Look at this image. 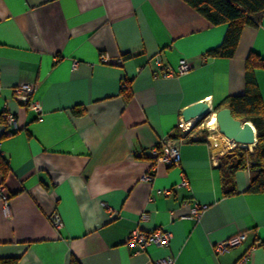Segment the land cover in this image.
Here are the masks:
<instances>
[{
    "label": "crops",
    "instance_id": "1",
    "mask_svg": "<svg viewBox=\"0 0 264 264\" xmlns=\"http://www.w3.org/2000/svg\"><path fill=\"white\" fill-rule=\"evenodd\" d=\"M257 21L232 58H215L207 52L227 25H211L182 0H0V114H15L20 127L7 136L0 123L9 197L7 209L0 201V264H155L165 256L264 264V193L247 191L250 170L236 172V194L225 196L221 144L193 130L171 138L185 108L206 102L212 110L245 93L248 55L264 59V12ZM156 59L175 72L181 60L192 68L164 78ZM254 77L264 105V68ZM22 83L34 86L39 116L14 101ZM170 142L180 164L155 163L153 149ZM196 203L207 205L199 220L189 218ZM138 229L168 232L169 246L128 247ZM242 234L243 243L214 254Z\"/></svg>",
    "mask_w": 264,
    "mask_h": 264
},
{
    "label": "trees",
    "instance_id": "2",
    "mask_svg": "<svg viewBox=\"0 0 264 264\" xmlns=\"http://www.w3.org/2000/svg\"><path fill=\"white\" fill-rule=\"evenodd\" d=\"M182 1L211 25H227L222 44L207 52L209 57L215 58H232L236 53L244 28L256 27L257 16L264 12V0ZM259 67L264 68V59L255 53H250L245 62V93L241 96L228 97L220 107L214 109L216 112L222 108H229L235 119L243 123L251 122L256 130L257 142L252 151L241 147L234 148L221 160L219 169L225 196L236 194L235 174L239 170H250L252 173L248 192L264 193V105L254 77V71ZM126 85L128 88V84ZM127 88L123 90L127 91ZM171 138H180L178 128ZM7 170V163L0 156V174L3 176ZM13 263L12 260L3 261V264Z\"/></svg>",
    "mask_w": 264,
    "mask_h": 264
},
{
    "label": "built area",
    "instance_id": "3",
    "mask_svg": "<svg viewBox=\"0 0 264 264\" xmlns=\"http://www.w3.org/2000/svg\"><path fill=\"white\" fill-rule=\"evenodd\" d=\"M102 61L105 63L108 62L106 57L102 58ZM155 62L156 65L162 69L161 75L164 78L171 77L173 75L185 74L192 68L191 65L185 60L180 61L177 72H175L169 65H164L159 59H156ZM116 64H121V61H117ZM76 65L77 63H74L73 67L75 68ZM125 88H127V85L123 84L122 89ZM33 92H34V86L32 84L22 83L13 88L12 91L13 99L17 103L25 106L28 110L37 113V115L39 116L42 111L39 103L32 100ZM0 123H2L5 126L6 129L5 135L7 136L17 133L20 129L16 115L10 112H3L0 114ZM184 123L185 122L181 118L178 124V129L180 132V138L178 139L180 142L182 141L183 137H185V135L191 132V129L189 130L185 129ZM222 139L225 140V137L222 136L221 140ZM219 143L221 144L222 149H224L226 152L231 151L236 146V145H234L233 147H229L228 145L225 146L222 145L221 141H219L218 139L213 140L214 146H217ZM152 155L155 160V163L164 164L167 167L177 166L181 162V156L179 150L175 145V143H171V142L160 143L158 147L153 149ZM153 171L154 168H152L149 174L144 177L145 181L152 180ZM180 186L188 187L189 183L186 179H183L182 182L180 183ZM170 192L171 191L169 189L162 191L164 195H169ZM8 198L9 197L5 192L4 184L0 182V201L3 203V207L5 209H7L8 207ZM206 210H207V205H201L196 203L194 204V206L190 211L189 218L199 220L202 217V215L206 212ZM142 218L144 219L145 217L143 216ZM50 220L52 226L55 229H60L62 227L61 219L56 213L51 215ZM170 240H171V235L162 229H157L152 232H144L138 229L132 231L128 235V237L125 240V244L128 247H136L138 250L144 251L150 245H155L156 247L165 249L169 246ZM244 240H245L244 234L233 237L228 241L215 245L213 248V252L215 255H221L223 253L228 252L230 249L240 245L241 243H243ZM246 259L247 257L244 256L242 260L246 261ZM173 263H174V259L171 256L162 257L155 262V264H173Z\"/></svg>",
    "mask_w": 264,
    "mask_h": 264
},
{
    "label": "water",
    "instance_id": "4",
    "mask_svg": "<svg viewBox=\"0 0 264 264\" xmlns=\"http://www.w3.org/2000/svg\"><path fill=\"white\" fill-rule=\"evenodd\" d=\"M209 112H211V108L207 103L199 102L185 108L181 113V118L185 123L196 118L200 121L205 118ZM215 118L218 131L223 137L237 145L255 146L257 142L256 130L251 122L243 123L235 119L229 108H222L216 111Z\"/></svg>",
    "mask_w": 264,
    "mask_h": 264
},
{
    "label": "rangeland",
    "instance_id": "5",
    "mask_svg": "<svg viewBox=\"0 0 264 264\" xmlns=\"http://www.w3.org/2000/svg\"><path fill=\"white\" fill-rule=\"evenodd\" d=\"M213 115H215L214 109H212L211 112H209V114L205 118L201 119L200 121L198 120L193 125V128H190L191 130L193 129L192 131L193 137L195 138L209 137V139L212 141L218 139L219 141H221L222 145L226 146L228 142H226L223 139L221 140L222 135L218 131L217 124L215 123L214 125H211ZM235 148H240V147L236 145ZM253 149H249V150L252 151Z\"/></svg>",
    "mask_w": 264,
    "mask_h": 264
},
{
    "label": "bare ground",
    "instance_id": "6",
    "mask_svg": "<svg viewBox=\"0 0 264 264\" xmlns=\"http://www.w3.org/2000/svg\"><path fill=\"white\" fill-rule=\"evenodd\" d=\"M209 106V105H208ZM198 118L196 119H192L189 122L184 123V127L186 130H189L190 128H193V125L197 122ZM216 123V118L215 115L212 116V123L211 125H214ZM195 127V126H194ZM225 140L229 143V147H233L234 145H237L231 141H229L228 139L225 138ZM241 148H246V149H253V147H255L254 145H237Z\"/></svg>",
    "mask_w": 264,
    "mask_h": 264
}]
</instances>
